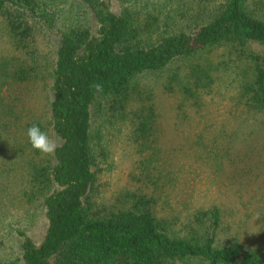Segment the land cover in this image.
<instances>
[{"label":"trees","instance_id":"obj_1","mask_svg":"<svg viewBox=\"0 0 264 264\" xmlns=\"http://www.w3.org/2000/svg\"><path fill=\"white\" fill-rule=\"evenodd\" d=\"M248 1L117 0L115 11L111 0H0V158L21 162L47 222L39 244L16 230L18 255L0 264H264L237 229L220 242L222 208L209 193L177 224L153 193L121 185L106 198L100 182L115 163L104 134L129 144L122 156L155 145L142 78L160 80L179 110L240 117L236 131L264 113V14ZM38 82L44 107L23 112L10 87ZM34 122L60 140L54 152L31 146Z\"/></svg>","mask_w":264,"mask_h":264},{"label":"rangeland","instance_id":"obj_2","mask_svg":"<svg viewBox=\"0 0 264 264\" xmlns=\"http://www.w3.org/2000/svg\"><path fill=\"white\" fill-rule=\"evenodd\" d=\"M111 3L118 11L117 0ZM248 5L262 6L264 14V0H249ZM51 40L44 38L41 42L42 51L49 55L54 50ZM141 82L152 93L157 111L159 130L155 145L143 152L134 147L122 156L129 144L123 138L104 134L115 163L101 175L100 182L104 183L101 194L108 198L121 185L153 193L156 208L168 217H176L177 224L186 222L196 209L205 207L204 199L212 195L213 202L222 208L224 229L220 242L227 240V236H239L238 231L246 248L264 250V113L250 116L245 121L249 127L236 131L237 126L232 122L238 123L240 117L216 112V106L205 108L204 116L188 109L179 110L178 98L167 94L160 80L150 76ZM10 88L24 107L23 112L44 107L47 91L40 82ZM47 133L58 145L60 140L53 131ZM222 152L225 157L220 161ZM118 155L126 158L124 164L119 162ZM1 156L0 258H10L18 255L16 230L39 244L47 222L40 198L28 194L33 190L21 162H15L9 153Z\"/></svg>","mask_w":264,"mask_h":264},{"label":"clouds","instance_id":"obj_3","mask_svg":"<svg viewBox=\"0 0 264 264\" xmlns=\"http://www.w3.org/2000/svg\"><path fill=\"white\" fill-rule=\"evenodd\" d=\"M26 136L31 146L42 153L50 154L57 148L55 140L48 135L39 122H34L27 127Z\"/></svg>","mask_w":264,"mask_h":264}]
</instances>
